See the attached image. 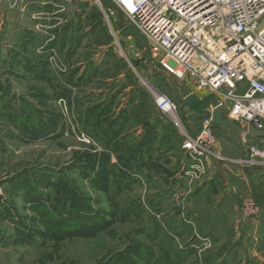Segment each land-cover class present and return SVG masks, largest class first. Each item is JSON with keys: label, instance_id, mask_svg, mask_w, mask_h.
Segmentation results:
<instances>
[{"label": "rangeland", "instance_id": "1", "mask_svg": "<svg viewBox=\"0 0 264 264\" xmlns=\"http://www.w3.org/2000/svg\"><path fill=\"white\" fill-rule=\"evenodd\" d=\"M105 11L0 0V264H264L263 177L213 158L225 182L186 180L183 130L144 82L182 124L186 100L209 95L152 76L150 56ZM72 213L95 222L61 230Z\"/></svg>", "mask_w": 264, "mask_h": 264}, {"label": "built area", "instance_id": "2", "mask_svg": "<svg viewBox=\"0 0 264 264\" xmlns=\"http://www.w3.org/2000/svg\"><path fill=\"white\" fill-rule=\"evenodd\" d=\"M111 1L126 25L135 26L145 37L146 52L159 69L177 80L189 78L196 92L217 100L198 135L183 129L186 180H201L211 157L241 167L242 172L264 170V147L249 146L239 159L225 158L213 149L216 107L239 126L264 131V0ZM95 2L106 12L102 3ZM151 94L157 111L184 127L178 105L157 88ZM256 208L254 202L245 205L250 214Z\"/></svg>", "mask_w": 264, "mask_h": 264}, {"label": "crops", "instance_id": "3", "mask_svg": "<svg viewBox=\"0 0 264 264\" xmlns=\"http://www.w3.org/2000/svg\"><path fill=\"white\" fill-rule=\"evenodd\" d=\"M194 93L197 94V96L200 99H203L205 97L204 95L200 93L199 94L197 92H194ZM182 111H183L182 119L184 122L183 126L186 132L190 136L198 135L201 129L203 118L204 116L206 117L207 112L197 113V112H194V110L192 111L188 107L182 109ZM214 130H215V134L217 137V142L213 149L217 154L225 158L239 159V158L245 157L247 155L248 147L252 145H255L258 147H264V136L254 137V136H251L248 132L240 133L231 127H229L227 130H224L222 127L215 126ZM142 135L143 133L141 134V136ZM207 161H208L207 162V173H208V176L211 178V180L212 178H215V179L217 178L219 179V181L225 182V180H223L225 176L221 175V173L216 170L214 171V169L212 168L214 165H216L215 160L213 158L212 159L208 158ZM217 166H219V164ZM240 173L241 172H239V174ZM241 174L244 175L243 178L249 177L251 179V177L261 176L264 179V170L255 169V170H250L249 172L247 171L242 172ZM211 180H208V181H211ZM227 193L229 195L230 191H228Z\"/></svg>", "mask_w": 264, "mask_h": 264}, {"label": "water", "instance_id": "4", "mask_svg": "<svg viewBox=\"0 0 264 264\" xmlns=\"http://www.w3.org/2000/svg\"><path fill=\"white\" fill-rule=\"evenodd\" d=\"M102 4L105 8L109 10L116 11L119 14V28H120V34L122 36L132 37L135 38L136 43L139 47L143 48L146 51L147 48V42L145 40V37L137 30V28L133 25H126L123 20V16L121 12L117 9V7L114 5V3L111 0H101ZM146 58H148V54L146 53ZM149 73L152 76H160L168 74L162 70H159L155 65L151 64L148 67ZM213 103L214 106L217 105V100L214 96H209L208 98L204 99L203 101H199L195 95H191L185 102L186 105H189L191 109H193L195 112L200 113L203 110L206 109V107ZM213 118L214 123L216 126L222 127L224 130H227L229 127L235 129L236 131L240 133H246L248 132L251 136L254 137H261L264 136V131H259L255 129L254 127H241L234 121L228 119L223 110L219 107H216L213 111Z\"/></svg>", "mask_w": 264, "mask_h": 264}, {"label": "trees", "instance_id": "5", "mask_svg": "<svg viewBox=\"0 0 264 264\" xmlns=\"http://www.w3.org/2000/svg\"><path fill=\"white\" fill-rule=\"evenodd\" d=\"M156 111H157V109H156ZM111 127L114 130H116V131H117V129H120L119 130L120 134H121L122 130H124L123 129L124 128L123 124H113V126H111ZM116 135H118V134L116 133L114 136H116ZM124 137H125V135H124ZM169 139L172 140L171 137ZM183 141H184V138H182V141H181L182 144H183ZM142 155L143 154H141L140 156H142ZM258 170H262V169H258ZM251 176H252V174H251ZM72 208L74 209V211L76 213H78V209L77 210L75 209L76 207H72ZM76 213H72V217H71L72 220L70 222H68L69 224L68 223H66V224L64 223L62 226H59V227H61V230H64V231L65 230H69V232H70V231H73L75 229V231L79 230V232H80V230H82L83 228H87L88 227V229H89V227H91L93 225V222H95V221H91L92 218L91 219L89 217L83 218V216H81L79 214H76ZM58 231L60 232V229Z\"/></svg>", "mask_w": 264, "mask_h": 264}, {"label": "bare ground", "instance_id": "6", "mask_svg": "<svg viewBox=\"0 0 264 264\" xmlns=\"http://www.w3.org/2000/svg\"><path fill=\"white\" fill-rule=\"evenodd\" d=\"M98 1H99L100 3H102L101 0H98ZM102 5H103V4H102ZM103 6H104V5H103ZM143 81H145V80H143ZM144 83H146V84L150 87V90H151V91H152V90H156V88L153 87L152 85H150L148 82L145 81ZM177 121H178L177 123H180L178 119H177ZM180 124H181V123H180ZM180 124H179V126H180V128L183 130V127H182Z\"/></svg>", "mask_w": 264, "mask_h": 264}]
</instances>
